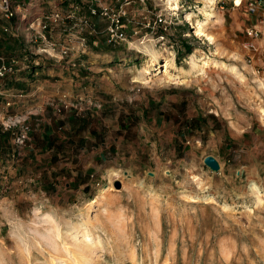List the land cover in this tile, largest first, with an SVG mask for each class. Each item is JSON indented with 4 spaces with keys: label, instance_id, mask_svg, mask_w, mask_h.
<instances>
[{
    "label": "rangeland",
    "instance_id": "rangeland-1",
    "mask_svg": "<svg viewBox=\"0 0 264 264\" xmlns=\"http://www.w3.org/2000/svg\"><path fill=\"white\" fill-rule=\"evenodd\" d=\"M245 1L132 3L172 23L129 43L57 26L61 60L0 18L19 26L0 43L19 59L0 83V264H264V24ZM214 114L218 171L185 128Z\"/></svg>",
    "mask_w": 264,
    "mask_h": 264
},
{
    "label": "built area",
    "instance_id": "built-area-1",
    "mask_svg": "<svg viewBox=\"0 0 264 264\" xmlns=\"http://www.w3.org/2000/svg\"><path fill=\"white\" fill-rule=\"evenodd\" d=\"M145 4L146 0H0V18L7 21L19 20L24 22L23 29L29 30L30 39L41 44L38 48L43 54L50 57H59L61 60L70 54L68 47L59 48L56 51V43L51 40L49 32L57 26H62L66 31L77 27L80 33V46L85 44L86 34L95 35L104 32L109 43H129V38L139 34V30L146 27L154 29V26L172 23V17L168 20L164 14H156L152 24L147 18L148 9L141 7L139 15L132 14L129 6L132 3ZM246 11L249 14H259V23L264 24V0H246ZM235 4V3H234ZM52 8L49 12H41L36 16H29L31 9ZM31 14V13H30ZM32 17L30 20H28ZM28 20V21H27ZM102 24L103 28L99 29ZM18 24L3 25L0 34L4 36L17 35ZM84 32V33H83ZM247 35L257 38L261 31L255 25L248 26ZM144 36L141 37L140 41ZM163 39V34L158 36ZM19 59L9 56L0 51V83L2 80L11 78L18 71ZM1 85V84H0ZM5 93L0 86V95ZM10 104V103H7ZM23 142V138H19Z\"/></svg>",
    "mask_w": 264,
    "mask_h": 264
},
{
    "label": "crops",
    "instance_id": "crops-1",
    "mask_svg": "<svg viewBox=\"0 0 264 264\" xmlns=\"http://www.w3.org/2000/svg\"><path fill=\"white\" fill-rule=\"evenodd\" d=\"M55 2H59V0H55ZM45 9H31L30 13L32 16H36L39 15L42 11L44 12ZM51 10V8H48V10H46L45 12H49ZM11 21V20H10ZM10 21H6L7 23ZM8 38H10V36H4V38L2 37V40H0V43L3 44V46L6 48V50H4L5 52L8 50L10 42H7ZM1 39V38H0ZM112 46H115L114 44ZM130 55H123L121 56V58L125 59V58H130ZM88 75H91L90 73H88ZM91 77H88V79L90 80ZM10 78L4 79L2 80L3 84L6 82L5 85L8 84V80ZM82 81L86 82V79L81 78ZM29 84L31 83H26L24 84L26 87L29 86ZM93 87L90 88L89 91H92ZM107 111L106 107H104L100 113L101 114H105ZM119 119L121 118V115L119 114ZM217 116V117H216ZM209 118H211V123L212 124H208L209 120L206 119L207 117H192L190 119L189 122H187V126L186 128V132L187 134H191V140H193V151H195V149H198V147L201 149L203 148L204 152L210 155H214L216 160L221 162L222 164L225 163V160L222 159V157L219 155V152H217V147L218 145L220 146L222 141L224 140V136H220L219 135V131L220 128L222 126V124L219 123V121H221V119L219 118L218 114L217 115H210L208 116ZM97 118V117H95ZM85 121L88 122V120L94 121V118H90V117H85L84 118ZM91 132L95 134L96 129L94 127H89ZM75 130V129H73ZM97 133V132H96ZM187 143H189V141L187 140ZM195 148V149H194ZM174 149V148H173ZM175 150V149H174ZM126 171V170H124ZM220 172H218L219 174Z\"/></svg>",
    "mask_w": 264,
    "mask_h": 264
},
{
    "label": "bare ground",
    "instance_id": "bare-ground-1",
    "mask_svg": "<svg viewBox=\"0 0 264 264\" xmlns=\"http://www.w3.org/2000/svg\"><path fill=\"white\" fill-rule=\"evenodd\" d=\"M169 2H171V1H174V0H168ZM212 1H214V0H212ZM214 3V2H213ZM173 7V6H172ZM175 7H173V9H174ZM203 23L201 24V23H198V25H197V28H196V31H195V34H201V35H203L204 34V32H203ZM205 35V34H204ZM209 41H211V42H213V39L211 38V37H208L207 38ZM191 63L193 64V66H195L196 65V63L194 62V61H191ZM202 65H201V67H200V69L201 70H204L208 65H209V63H208V61H206V60H204V61H202ZM168 67H169V64H168V61L166 60L165 62H164V66H163V68H164V72H163V74H168ZM197 67H199V66H197ZM194 70V69H193ZM148 74V73H147ZM170 75V74H169ZM171 77V76H170ZM126 173V172H125ZM127 176H128V174H127ZM108 188V187H107ZM106 189V188H105Z\"/></svg>",
    "mask_w": 264,
    "mask_h": 264
},
{
    "label": "water",
    "instance_id": "water-1",
    "mask_svg": "<svg viewBox=\"0 0 264 264\" xmlns=\"http://www.w3.org/2000/svg\"><path fill=\"white\" fill-rule=\"evenodd\" d=\"M203 161H204V163H205L206 165H208L213 171H218L219 164L217 163L216 159H215L213 156H211V155H207V156L204 157ZM150 173H151V172H150ZM114 184H115V187H119V186H120V184H119L118 181L115 182Z\"/></svg>",
    "mask_w": 264,
    "mask_h": 264
},
{
    "label": "trees",
    "instance_id": "trees-1",
    "mask_svg": "<svg viewBox=\"0 0 264 264\" xmlns=\"http://www.w3.org/2000/svg\"><path fill=\"white\" fill-rule=\"evenodd\" d=\"M185 46H187V54L191 51L190 50V48H191V46H189V45H185ZM6 139H7V134H0V150H1V140H2V142H5L6 141Z\"/></svg>",
    "mask_w": 264,
    "mask_h": 264
}]
</instances>
